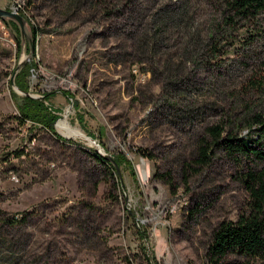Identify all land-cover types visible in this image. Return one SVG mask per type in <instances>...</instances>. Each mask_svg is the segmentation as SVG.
I'll return each instance as SVG.
<instances>
[{
    "label": "rangeland",
    "instance_id": "374dc122",
    "mask_svg": "<svg viewBox=\"0 0 264 264\" xmlns=\"http://www.w3.org/2000/svg\"><path fill=\"white\" fill-rule=\"evenodd\" d=\"M226 1L0 0L35 30L26 93H51L43 106L61 119L51 131L18 120L9 79L25 41L0 21V264H207L212 232L247 195L246 162L209 147L205 129L241 136L264 118L251 88L264 38L245 45L264 22L212 45ZM103 150L128 164L120 179Z\"/></svg>",
    "mask_w": 264,
    "mask_h": 264
},
{
    "label": "trees",
    "instance_id": "16d2710c",
    "mask_svg": "<svg viewBox=\"0 0 264 264\" xmlns=\"http://www.w3.org/2000/svg\"><path fill=\"white\" fill-rule=\"evenodd\" d=\"M258 21L264 22V0H227L220 22L217 24L215 31L208 37V40L212 42V45L217 44L225 38L226 29H235L237 22L255 24ZM1 22L8 25L14 33H18L17 27L13 22ZM31 35L32 39H34L35 30L33 28H31ZM256 36L264 38V26L259 32L250 35L251 38L246 40L245 45L250 44L252 37ZM211 49L214 51L213 47ZM28 68L29 66L25 65L14 78L15 87L24 93H26L27 88L21 79L24 78ZM252 84L251 88L259 94L264 103V72L260 82L255 81ZM10 94L18 109V120L20 122L29 120L48 128L50 131L52 130V125L57 118L42 103L47 100L51 93L43 95V100L41 101L28 97H19V104L16 102V95L13 92ZM61 95L65 98L68 97L66 92H61ZM60 120H57L56 124ZM245 125L248 131L241 136L234 135L230 131L225 133L220 126L205 129L206 136L209 138V147H217L228 157L237 158L243 163L246 162L244 171L240 174V181L247 195L245 209L237 216L236 220L233 222H222L212 232L210 243L205 252L207 264H264V145L262 143L264 118L257 114L252 115ZM252 132L257 134L252 135ZM100 147L103 149L101 145ZM209 147L207 142L199 144L196 151L197 161L195 164L203 165L206 162ZM95 158L99 163L104 164L111 174L116 175L112 165L100 155L96 154ZM111 158L118 168L121 166L127 168L128 164L120 155H111ZM138 234L141 239H145L143 233L138 232ZM228 254H234L241 260L226 261Z\"/></svg>",
    "mask_w": 264,
    "mask_h": 264
},
{
    "label": "water",
    "instance_id": "95a60500",
    "mask_svg": "<svg viewBox=\"0 0 264 264\" xmlns=\"http://www.w3.org/2000/svg\"><path fill=\"white\" fill-rule=\"evenodd\" d=\"M0 21H11V22H13L16 25V27H17L19 38L22 41H25V45L24 46H23V44H21L19 46V59H18V61L16 63V66H15V68L13 70V73H12L10 79H9L10 89H12L14 91L13 92L14 94L15 93L20 94L21 97H28V98H32V99L36 98V99L40 100L42 97H32L28 93H24V92L19 91L15 87L14 81H13L14 76L24 67V65L27 63V61H29L31 59V57H32V54H33V42H32L31 31H29V29L27 28L26 22L19 15L15 14L13 12L7 11V10L1 8V7H0ZM25 51H27L26 56L23 55V52H25ZM55 124H56V122L54 123L53 126H55ZM81 138L84 139V140H89L93 145H96L95 141L93 139H91L90 137H88V136L84 135ZM99 155L106 162H108L110 165H112L117 177L119 178L118 167L113 162L111 156L109 154H107L104 150Z\"/></svg>",
    "mask_w": 264,
    "mask_h": 264
}]
</instances>
